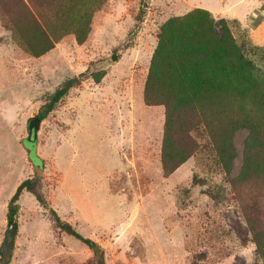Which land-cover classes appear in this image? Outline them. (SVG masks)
Masks as SVG:
<instances>
[{
    "label": "rangeland",
    "instance_id": "374dc122",
    "mask_svg": "<svg viewBox=\"0 0 264 264\" xmlns=\"http://www.w3.org/2000/svg\"><path fill=\"white\" fill-rule=\"evenodd\" d=\"M185 17L164 39L222 23L256 99L230 96L237 56L213 59L194 80L184 70L149 79L161 30ZM181 79L210 99L178 107L166 97ZM25 181L4 259L8 201ZM98 259L264 264V0H0V264Z\"/></svg>",
    "mask_w": 264,
    "mask_h": 264
},
{
    "label": "trees",
    "instance_id": "16d2710c",
    "mask_svg": "<svg viewBox=\"0 0 264 264\" xmlns=\"http://www.w3.org/2000/svg\"><path fill=\"white\" fill-rule=\"evenodd\" d=\"M143 2L144 0H141L142 5ZM139 13H142L141 8L139 10ZM186 20H188L187 17L178 19V21H168L161 30L162 33H160L158 36L157 45L150 61V80L159 79L162 75L161 73H169V75H171L174 80H180L178 71L183 72V70L185 72H188L190 78L194 80L196 75H199L202 71H204L210 65L213 59L221 60L222 58H233L237 56V51L232 44V40L228 34L226 27L222 23L218 24L210 20L206 21L204 19V21L202 20V23L200 21L197 22L195 24V28H192V33L187 34L181 39H175L173 37L164 39L165 34H163V32L169 31L168 29L171 27V24L175 22L179 25L181 23H184ZM177 57L187 61V66H185L183 62H179L175 65L174 62ZM191 57L194 58L193 62L190 61ZM237 60H240L239 67L234 74L237 75V77L236 79L232 78L229 82V84L234 85L235 94L233 93L230 96L232 99H254L257 92H255L256 89L254 88V86L249 83L247 79H245V75L241 67V63L243 60L242 56H237ZM155 72L156 75L157 73H160L161 75L159 74L155 78L151 77L155 74ZM75 83H77V79L75 78L63 81L61 85L57 89H55L53 93L48 97L47 102L40 108L39 112L34 118H32L31 121L35 120L39 124V122L53 109L54 105L63 96L66 95L69 88L72 87ZM147 85L148 87L146 88V90L149 91L148 93L153 92L151 83L148 82ZM190 86L191 85L189 83H185L181 79L180 89L179 91H177L176 97L166 98L175 99L176 101H173L174 103L178 101V107L190 102L191 99L193 100V96L194 99H210L205 95V93L196 94L193 87H191V93V90H189ZM145 97L147 99L148 96ZM155 101H161L165 106L164 99H156ZM238 111L242 113V108L240 107ZM166 119L167 121H170L172 120V116L166 114ZM22 188H25L29 191L31 185L29 182L25 181L16 187L14 194L8 201L7 213L5 215V219L7 221H11L16 214L17 207L14 202L16 201ZM38 202L40 203L39 199ZM49 213L51 214L57 227L63 230L66 234L85 244L87 248L90 249L93 253L95 252V245L92 241L81 238L68 225L59 222L52 211H49ZM98 263L101 264V259H98Z\"/></svg>",
    "mask_w": 264,
    "mask_h": 264
},
{
    "label": "water",
    "instance_id": "95a60500",
    "mask_svg": "<svg viewBox=\"0 0 264 264\" xmlns=\"http://www.w3.org/2000/svg\"><path fill=\"white\" fill-rule=\"evenodd\" d=\"M112 61H114L116 59V57L114 55L111 56L110 58ZM35 122V126L37 127L38 122L33 120L30 123ZM16 233V224L15 222L12 221H7L6 222V231H5V235H4V240L2 243V251L5 253V255H3L4 259L8 258V253L10 251L11 248V244L13 241V238L15 236Z\"/></svg>",
    "mask_w": 264,
    "mask_h": 264
}]
</instances>
